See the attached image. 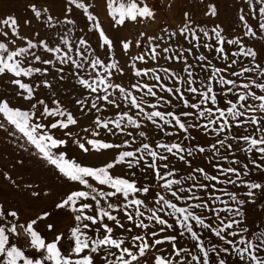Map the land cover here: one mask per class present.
I'll return each mask as SVG.
<instances>
[{
    "label": "snow or ice",
    "instance_id": "1",
    "mask_svg": "<svg viewBox=\"0 0 264 264\" xmlns=\"http://www.w3.org/2000/svg\"><path fill=\"white\" fill-rule=\"evenodd\" d=\"M244 4L238 10L243 31L231 38L220 25L193 26L187 11L183 26L148 37L147 52L132 57V67L136 77L151 83L137 80L131 90L113 82L123 69L88 0H64L57 16L33 0L28 5L33 18L52 30L44 37L23 35L13 15L0 19V78L14 86L12 95L0 92V130L58 172L64 192L55 208L70 222L49 242L37 225L50 213L20 223L17 210L0 204V264H228L231 256L264 264V231L254 235L248 226L254 222L249 217L264 216V54L244 39H264V0ZM106 7L115 25L155 15L146 0L118 7L106 0ZM78 12L84 21L79 35ZM205 14L217 15L216 6L208 5ZM92 32L103 54L87 38ZM120 43L129 49L130 42ZM146 56L178 63L180 71L138 68L136 61L147 65ZM66 80L65 87L82 97L74 99L78 111L95 110L91 135L97 139L84 143L70 130L78 119L57 95ZM40 89L48 90L44 98L37 96ZM105 111L112 116L102 119L98 114ZM52 130L63 131L100 162L67 158L61 149L68 140ZM154 133L169 139H154ZM197 156L205 166L193 167ZM186 168L191 171L183 175ZM149 175L161 191L142 182ZM45 228L55 232L52 223ZM21 231L24 245L40 258H30L13 242ZM150 251L159 254L149 256Z\"/></svg>",
    "mask_w": 264,
    "mask_h": 264
},
{
    "label": "rangeland",
    "instance_id": "2",
    "mask_svg": "<svg viewBox=\"0 0 264 264\" xmlns=\"http://www.w3.org/2000/svg\"><path fill=\"white\" fill-rule=\"evenodd\" d=\"M32 2L33 0H0V19H3L8 15H13L18 18L23 35L33 36L35 32H39L40 37H44L46 31L51 32L52 30L46 29L42 25L41 21H37L33 18V15L28 7V5ZM88 2L92 5L90 11L97 15L105 34L114 42L112 58L119 60L123 69L122 75L116 73L113 76V82L121 83L122 86H125L130 90L131 85L136 83L137 80L151 83V81H148L146 77L141 78L134 75L135 70L132 67V57L144 55L147 52L149 47L148 37L162 35V29L164 28H167L169 31H175L176 26H182L184 23V12L187 11L189 13V17L193 21V26L198 25L199 27L210 30L216 25H220L225 29L229 38L237 34H241L243 31L240 23L238 22V10L245 7L244 0H146L148 6L155 13L154 18L140 20L139 22L126 20L123 25L114 24L113 19L108 14L106 0H88ZM113 2L114 6L118 7L121 3H128L131 2V0H113ZM136 2L141 4L143 0H136ZM39 3L47 7L50 13L54 16L62 15L61 10L64 7V0H39ZM210 4L216 6L217 15L209 16L205 14L207 6ZM75 18L78 19L76 34L79 35L82 34L80 33V28L82 27L84 21L79 19V12ZM25 19L31 20V24L24 25L23 22ZM141 33H143V35H141ZM87 38L93 48H96V45L98 44L97 33H88ZM244 39L249 46L254 45L259 53L264 54V39L255 40L248 37H245ZM121 41L130 42L129 49L127 51L122 49L120 43ZM17 43L19 44L20 42L18 41ZM185 46L187 45L185 44ZM233 50H235L234 46ZM96 51L103 54L104 49L96 48ZM201 51H203V49H201ZM209 55L211 56V54ZM145 58L148 60L147 56ZM214 63L218 66L223 64L222 61H214ZM136 66L138 68L171 67V70L173 71H180V65L178 63H172L169 65L163 60H160L158 63L148 60L147 65L141 61H136ZM197 71L199 72V70ZM199 74L203 75V73ZM161 75L163 74L161 73ZM68 83L69 82L67 80L60 82L58 85L57 95L63 101L64 105L67 106L69 110L74 112V115L78 119V125L72 126L70 130L73 131V135L76 138H79L81 142L86 143L87 139H97V137H93L91 135V132L95 130L93 127L95 110L91 113H80L78 111L79 106L74 105V99L82 97H79L78 93L73 88L65 87ZM72 83L75 82L73 81ZM78 87L79 86L77 85V88ZM13 88L14 86L8 84L6 79L0 78V92L12 95ZM47 91L48 90L46 89L37 90L38 98H44ZM134 94L139 95L138 93H135V91ZM148 99L152 100V98ZM21 103L26 107L28 102L24 101ZM98 115H100L102 119L108 118L112 116V111L101 112ZM41 122L47 123V121ZM148 127L151 128L152 126L149 124ZM52 131L57 138L68 140V144L61 149L67 153V158L75 159L77 162L84 163L100 162L98 160H94L92 155L83 153L76 144L72 143V138L65 136L63 131ZM193 134H196L195 130H193ZM104 136H106V134L102 132V137ZM152 138H161L165 140L169 139L163 137V134L159 133H154ZM109 139L113 142H119L123 139V137H110ZM86 146L88 145L86 144ZM136 146L137 145H133V147ZM33 151L34 150L31 148L28 151L20 149L18 147V143L14 142L13 138L8 136L6 131L0 130V204H3L6 209L17 210L20 217V223H23L25 220L35 219L37 216L45 212L50 213L51 215L47 220L40 221L37 225L38 230L50 242L55 234L64 232L70 223L67 219L66 213L63 210H57L55 208V203L63 195L64 181L59 177V174L55 169H52L51 171L49 170L52 166L46 165V163H38L37 161L40 158L34 156L32 154ZM238 155L244 154L239 153ZM206 163V160H202L200 156H197L193 160V167L197 165L205 166ZM190 171L191 169L186 168L182 174L187 175ZM6 176L11 177V180L6 179ZM137 176H141L139 171H137ZM12 180L15 181V184L12 183ZM142 182L151 183L154 191H161L159 185L155 182L151 175L147 176V178L142 180ZM33 192L38 193V195L34 196ZM224 198L227 199V197ZM148 203L151 206V200H149ZM258 210L259 209H257V211ZM249 220L254 221L248 225L250 231H252L254 235L256 234V230L264 231V227H261L262 223H264V216H261L259 219L249 217ZM48 223H52L54 225V233L46 231L45 226ZM125 223L127 222L125 221ZM125 235L127 234L125 233ZM205 236H207V232H205ZM212 240L213 242L222 243L216 241V238L214 237ZM13 242L18 246L25 248L26 254L30 258H40L39 253L28 249L24 245V233L22 231L20 236L14 239ZM180 243L187 247L191 242L186 243V241L182 239ZM68 247V242L64 241L62 249L66 251ZM154 254L159 253H155L154 251H150L148 253L149 256ZM228 264H243V262L239 261L236 256H231Z\"/></svg>",
    "mask_w": 264,
    "mask_h": 264
},
{
    "label": "built area",
    "instance_id": "3",
    "mask_svg": "<svg viewBox=\"0 0 264 264\" xmlns=\"http://www.w3.org/2000/svg\"><path fill=\"white\" fill-rule=\"evenodd\" d=\"M182 26H183V25H182ZM179 27H181V26H176L175 29L177 30Z\"/></svg>",
    "mask_w": 264,
    "mask_h": 264
}]
</instances>
